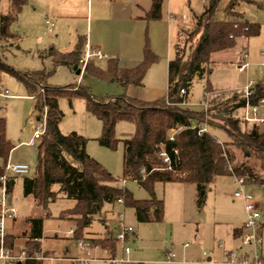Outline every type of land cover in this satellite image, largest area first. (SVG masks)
<instances>
[{
	"label": "rangeland",
	"instance_id": "1",
	"mask_svg": "<svg viewBox=\"0 0 264 264\" xmlns=\"http://www.w3.org/2000/svg\"><path fill=\"white\" fill-rule=\"evenodd\" d=\"M86 1H78V10L72 9L71 12L62 14L57 12V16L45 15L47 9L40 8L34 21L26 19V14L24 16L20 14L18 21L10 28L11 33L16 36L15 44L2 40L0 25V60L21 73L52 69L51 58L43 57L47 50L55 48L61 53H69L75 49L80 39H84L91 49L98 51L94 42L93 45L89 43L91 30L94 41L98 40L107 44L119 42L122 34L132 32L135 25L139 23L132 17L134 13H131L129 8L134 7L136 3L145 6L151 4V0H122L118 1L116 6L110 7L108 2L95 0L93 14L86 19ZM231 1L221 0L219 2L214 16L216 20L225 19V9ZM255 1L258 4L250 3L249 0L241 1L237 10L248 22L261 26L260 34L250 40V46L255 45L257 48L258 58L255 62L249 63L246 71L239 72L234 67L238 52L215 54L213 72L205 79L194 81L187 103L179 105L180 108L189 110L187 108L189 107L200 110L197 112L206 111L205 109L201 111V109L205 107L210 97L217 95L218 102H225L236 92L241 93L248 83L264 82V0ZM208 2L209 0H162L164 9L161 19L150 22L141 21L144 23L143 47L147 41L158 60L148 70L144 78V86H136V91L139 93H127L126 89L119 84L86 73L85 69L78 74L74 69L63 65L55 67V72L50 76L47 84L53 88L86 87L95 96L105 99L123 94L145 101L165 97L168 92V62L175 58L179 33L186 29L183 44L185 43L188 49L192 45L190 43L193 39L192 32L196 29L195 16L198 17L204 12ZM9 7L8 0H1L0 15H7ZM60 15L68 17L64 19ZM47 25H53L51 32ZM101 52L105 54L104 51ZM111 52L103 59L93 58L101 69H106L107 61L111 58H118L121 67H135L139 63L122 60L116 50ZM208 83L223 92L210 96L206 93ZM6 90L8 93H5ZM59 107L63 113L60 123V131L63 134L68 135L75 132L85 137L88 154L117 179L116 185L128 190L135 199L152 198L149 190L124 177L123 140L135 134L136 125L134 123L119 122L115 129L117 144L113 147H106L99 142L103 132L102 123L88 112L86 101L83 98L74 97L70 100L62 97L59 100ZM37 116L36 101L28 95L25 86L11 74L0 71V117L6 120L7 138L15 146L9 161L28 164L30 172L26 175L27 177H33L37 167V149L40 141L35 146L28 145L39 125ZM204 127L217 136L222 144L224 141H229L221 128L222 125L214 124V127L204 125ZM231 149L239 159L242 158V153L238 149L234 146H231ZM250 162L253 163L252 160ZM0 167H4L1 158ZM24 178L23 176L17 177L10 194L12 206L19 212L17 227L20 229L24 227L23 222L29 216L41 214L45 217L46 214L44 206L41 205L38 208L33 201L24 197ZM238 188L235 176L217 177L203 191H199L196 185L190 183H156L153 188L154 197L163 200L165 204L162 222L140 223L132 208L114 202L104 205L101 212L94 217L91 226L85 230L84 235L108 239V227L111 229L114 225L116 227L119 224V215L123 214L124 223L134 228L137 238L133 242L131 236L132 239L126 245L132 249L130 260L128 258L127 262L121 264H170L166 260L169 251L175 255L173 260L176 263L174 264H205L209 258H212L211 264H226V251L233 250L237 255H243L249 250L240 239L234 242L231 238L233 229L246 222L245 203L252 202L257 205L264 220V186L246 184L242 186L245 192L251 194L252 200L250 201L234 198V192ZM55 189L58 190V187ZM60 196L56 202L49 205L47 212L51 216L48 214L50 217L44 219L41 246L42 251L48 253L44 255V258L49 259V254L56 256L57 259L50 264H71L70 259L67 258H79L84 260L85 264H112L109 261V251L114 254L111 249L106 248L109 250L107 251L97 244L94 247L80 248L79 239L70 234L71 229H76L75 221L58 218L61 212L73 209L76 202L64 198L63 195ZM200 201H202L201 205ZM12 222L10 219L6 220L7 231ZM115 230L117 232L116 228ZM220 241L226 251L220 249ZM23 243V238L17 239L15 245L17 253L22 252ZM15 251L14 248L10 250V255L16 254ZM121 256L120 245L117 247L116 258ZM39 259L42 264L46 262L42 257ZM13 262V260L0 258V264H13Z\"/></svg>",
	"mask_w": 264,
	"mask_h": 264
},
{
	"label": "trees",
	"instance_id": "2",
	"mask_svg": "<svg viewBox=\"0 0 264 264\" xmlns=\"http://www.w3.org/2000/svg\"><path fill=\"white\" fill-rule=\"evenodd\" d=\"M8 1L9 13L0 15L1 37L4 42L15 44L16 36L10 28L18 21L29 0ZM220 1L209 0L204 12L195 16L196 29L192 32V45L188 49L183 44L186 29L180 31L175 58L168 65V92L157 100L145 101L127 94L105 99L95 96L86 87H50L47 81L54 74L55 67L63 65L74 69L77 66L81 70L80 58L87 45L84 39H80L69 53H61L55 48L47 50L43 57L51 58L52 69L21 73L0 60V71L14 76L36 101L38 121L43 119L46 111V130L37 149L36 173L33 177L23 176V195L32 196L39 206H44L46 214L45 217L29 218L30 231L24 249L27 259L14 261L13 264H42L39 258L48 254L42 251L40 243L44 219L51 216L47 212L49 205L56 202L60 195L76 202L73 209L61 212L58 217L75 221L73 235L79 241L90 242L92 247L97 244L116 253L117 243L112 236L96 239L84 235L105 204L122 200L124 206L135 211L138 222H161L165 204L154 197L156 183H190L203 191L217 177L236 176L243 177L246 185L264 186V127L250 125L244 120L242 92H236L225 102H218V96L214 95L207 100V109L202 112L179 107L187 103L194 81L205 79L213 72L215 54L232 50L239 42L244 45L239 52L247 50L244 40L260 34L261 26L248 22L237 10L239 2L245 0H232L225 9V19L216 20L214 16ZM249 2L258 4L255 0ZM161 17L162 0H153L144 19L150 22ZM157 60L146 41L144 57L137 66L123 68L118 58H111L103 70L91 59L85 72L127 89L131 85L142 86L148 70ZM213 91L208 83L206 93ZM62 97L70 100L80 97L86 101L88 112L102 123L103 132L99 142L103 146L113 147L117 144L115 129L119 122L128 121L136 125L135 134L123 140L124 177L149 190L151 199L137 200L128 190L116 185L117 179L88 154L85 137L75 132L65 135L60 131L63 113L59 100ZM262 98L264 87L257 84L252 103ZM214 124L223 126L221 128L229 141L220 144L217 136L209 131L199 134L204 125L214 127ZM6 130V120L0 117V158L4 167L15 148L7 138ZM171 137L174 139L171 140ZM231 146L242 153L241 159ZM162 153L167 155L169 162H164ZM4 167H0V178L5 173ZM16 179V176H12L7 181L9 194ZM14 241L15 238L7 234L4 248L13 250Z\"/></svg>",
	"mask_w": 264,
	"mask_h": 264
},
{
	"label": "built area",
	"instance_id": "3",
	"mask_svg": "<svg viewBox=\"0 0 264 264\" xmlns=\"http://www.w3.org/2000/svg\"><path fill=\"white\" fill-rule=\"evenodd\" d=\"M53 25H49V29L51 30ZM245 45L248 44V40H244ZM97 58L103 59L105 58L99 51L93 50L86 45L83 55L80 58V68L83 71L89 60ZM249 66V52L247 50L238 52L236 55V62L234 63V67L239 72H244L247 70ZM257 84L248 83L242 89V93L244 95V106L242 108V114L244 120L250 125H259L264 127V98L258 100L256 103H252V97L254 95V89ZM264 87V82L260 83ZM7 93V92H5ZM184 94V90L181 91ZM207 101L205 103V110L207 109ZM46 130V111L43 116V119L39 121V125L34 131L33 139L28 143L30 147L35 146L38 141H41ZM206 127H202L199 130V134L207 132ZM174 138L171 137V140ZM222 144L221 141H218ZM164 158V162H169V159L165 153L161 154ZM4 175L0 178L1 187L0 191L2 195L0 196V258L2 259H10L13 261H22L27 259L24 251L19 256L10 255V250L4 248L5 237L7 235L6 230V220L7 219H15L18 216V209L13 207L10 198L11 195L7 191V181L9 177L12 176H25L30 172V167L26 163H11L10 161L4 167ZM236 177V176H235ZM238 189L234 192V198H243L244 200H252V196L250 193L245 192L242 189V186L245 185V179L243 177H236ZM120 204H123L122 200L117 201ZM246 213V222L243 227V232L241 234V241L245 247L249 250L243 255H237L233 250L229 251L226 255L227 262L226 264H264V237L261 233V222H262V214L257 205L252 202H246L245 206ZM125 217L123 214L119 215V224H117L115 241L117 246L121 245L122 256L120 258L111 257L109 261L112 264H121L128 261L129 254L131 253V248L126 246L129 243L131 236L134 234V228L131 226H126L124 223ZM70 234H73V230L70 231ZM79 246L82 249L86 247H92L89 242L80 240ZM219 247L224 248L223 243L219 242ZM206 254V253H204ZM175 258L174 253L170 251L166 255L167 261H173ZM76 264H85V261L79 258L73 259ZM205 264H211V261H208Z\"/></svg>",
	"mask_w": 264,
	"mask_h": 264
},
{
	"label": "crops",
	"instance_id": "4",
	"mask_svg": "<svg viewBox=\"0 0 264 264\" xmlns=\"http://www.w3.org/2000/svg\"><path fill=\"white\" fill-rule=\"evenodd\" d=\"M78 1L79 0H29L28 4L24 7L23 11L21 12V16H24V14H26L25 15L27 17L26 19H28L29 21H34L36 16H37L36 14H37L38 10H40V8L47 9L45 15L51 14V15L57 16L58 15L57 12H59V14L69 13V12L72 11V9L78 10V8H77L78 7ZM118 1H122V0H107V1L103 0L101 2H108L110 7H114V6H116L118 4ZM86 2H87L86 19H88L89 15L93 14L95 0H87ZM113 2H116V3H113ZM150 3L151 4L149 6L148 5L145 6V5H141V4L136 3L135 5H133L134 7L129 8L130 12L134 13V14H132L133 15L132 17H134L136 20H138L137 22H139V23H137V25H135V27H134L132 32L127 33V34H122L121 40L119 42L116 41V43L107 44V43H103V42L98 41V40L94 41L93 40V36H92V30H91V33L89 35V43L91 45H93V42H94L95 43L94 45H96V47L98 48L99 52H101V51L105 52V54L101 52L102 55H104V56H107V55H109L108 53H112L111 51L116 50V51H118V55H119V57L122 60L125 59V61H132V62H135V63H138V62L140 63L142 61L143 57H144V47H143V39H142L144 23H142V22L143 21L147 22L144 19V16L146 15V13L148 11H150V9L152 7L153 0H151ZM40 5L47 6V7L46 8L45 7H41ZM32 8H34V10H32ZM163 9L164 8H163V3H162V12H163ZM66 11H68V12H66ZM60 17L61 18L64 17V19H66L68 16L60 15ZM98 17H101V15L100 16L98 15ZM47 28H48L49 32H51L52 29L51 30L49 29V25H47ZM250 40L251 39L248 40V44L245 45V46L247 48V51L249 52V59H251V61L249 63L251 64L252 61L255 62V60L258 58V55H257L258 53H257V50H256L257 48H256L255 45H253V47L250 46ZM243 47H244L243 43L239 42L238 46L235 47L234 49L229 50V51L220 52V53H217V54L219 55V54H227L228 52H234V53L235 52H239L240 50L243 49ZM59 49H61V48H59ZM250 52H251V54H250ZM259 56H260V54H259ZM230 63H231V61H230ZM168 65H169V62H168ZM123 68H133V67L131 66V67H123ZM142 86H144V85H142ZM212 88H213L214 91L212 93H210V96H212L214 93L223 92L222 90L218 89L217 87H215L213 85H212ZM126 91H127V93H139V91H136V86H134V85L129 86L126 89ZM5 92L8 93L7 90ZM187 108L189 110H194V109H191L189 107H187ZM204 109L205 108L201 109V111L204 110ZM194 111H200V110H194ZM59 197H61V196H59ZM25 198L26 199H30L31 201H33V203H34V205L36 207H38V208L40 207L33 200L32 196H28V197H25ZM64 198H65V196H64ZM10 202L12 204V198H10ZM244 211H245V209H244ZM18 214H19V212H18ZM17 217L15 219H12L13 222L11 223V226H10L9 230L7 231V234L11 235V236H13L15 238L14 251H15V245H16L17 239L18 238H23L24 239V243H23L24 245H23V249H22V252H23L24 249H25L26 242H27V235L29 234V231H30V224L28 223L29 218H31V217H42V216H41V214L36 215V216H29L23 222V226L24 227H22L21 229L17 227L18 226ZM244 224L245 223H243L241 226L236 227V228L233 229L231 238H232V240L234 242L237 241L238 239L241 240V234L244 231L243 230ZM43 228H44V225H43ZM115 228H116L115 225L112 227V229L110 227H108L109 237L112 236L113 239L115 238V235H116ZM71 230H73V229H71ZM261 233H262V235L264 237V220H263V217H262V222H261ZM86 237H88V238H96V239L100 238V237L99 238L98 237H92V236H89V235H87ZM109 237H107V238H109ZM132 238H133V242H134L135 238H137L135 230H134V234L132 235ZM132 238H130V240ZM40 243H41V241H40ZM103 249L107 250L106 248H103ZM222 249L224 250L225 248H222ZM107 251H109V250H107ZM224 251H226V250H224ZM116 252H117V250H116ZM15 253H16V254H14L15 256L21 255V253H17L16 251H15ZM227 253H228V251H226V255H227ZM109 254H110L109 258L116 257V253L112 254L109 251ZM131 254H132V249H131V253L129 254V257H128L129 260H130V255ZM52 255L49 254V259H47V257L46 258L42 257L43 260L46 261L44 264H50V263H52V261L54 259H57L56 256H52ZM67 259L68 260L70 259L71 264H76L73 261V259H75V258H67ZM208 261H212V258H209ZM167 263L174 264L176 262L173 260V261H171V262L169 261Z\"/></svg>",
	"mask_w": 264,
	"mask_h": 264
},
{
	"label": "water",
	"instance_id": "5",
	"mask_svg": "<svg viewBox=\"0 0 264 264\" xmlns=\"http://www.w3.org/2000/svg\"><path fill=\"white\" fill-rule=\"evenodd\" d=\"M74 70L77 71L78 74H81V70H79L77 66L74 67Z\"/></svg>",
	"mask_w": 264,
	"mask_h": 264
}]
</instances>
